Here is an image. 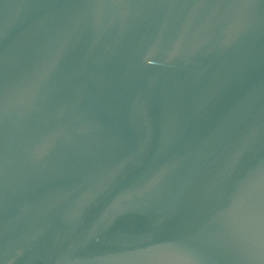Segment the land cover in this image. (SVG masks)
<instances>
[{
	"label": "water",
	"instance_id": "water-1",
	"mask_svg": "<svg viewBox=\"0 0 264 264\" xmlns=\"http://www.w3.org/2000/svg\"><path fill=\"white\" fill-rule=\"evenodd\" d=\"M0 264H264V0H0Z\"/></svg>",
	"mask_w": 264,
	"mask_h": 264
}]
</instances>
